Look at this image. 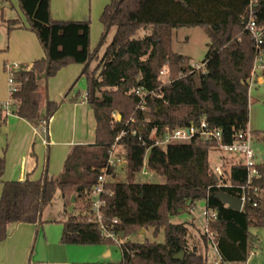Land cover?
<instances>
[{
  "label": "trees",
  "instance_id": "1",
  "mask_svg": "<svg viewBox=\"0 0 264 264\" xmlns=\"http://www.w3.org/2000/svg\"><path fill=\"white\" fill-rule=\"evenodd\" d=\"M28 26L43 48L44 56L29 68L14 74L16 88L11 91L12 113L37 122L42 106L47 129L61 102L49 99L46 82L60 69L83 64L86 101L96 120V142L77 144L67 156L63 170L51 176L45 170L37 180L3 182L0 196V239L6 238L8 225L39 222L44 208L52 204L58 190L65 201L74 195L82 199L97 183L116 137L125 128H137L148 140L151 132L163 135L167 129L199 124L203 116L209 126L219 130L223 143L233 142L248 129L249 78L257 55L255 39L245 29L248 0H111L100 21L103 32L94 49L90 47V20H56L50 12L51 0H18ZM257 23L264 27V0L257 3ZM8 29L23 26L19 19L7 21ZM203 26L210 36L203 61L204 69L195 70L188 58L172 48L173 31L179 27ZM146 30L144 36L140 30ZM264 52V36L261 42ZM166 68L169 81L161 79ZM45 81L43 84L41 81ZM75 85V83H74ZM66 92L67 98L73 86ZM152 91L146 109L139 108L137 88ZM117 114V118L113 114ZM136 118V123L127 125ZM259 139V132H252ZM264 140V138H263ZM125 149L126 178L109 182L112 195H105L103 215L126 238L140 229L165 230L160 244L159 264H209L207 236L203 231L202 249L190 243L189 222H173L174 217L191 213L204 200L217 212L210 226L224 262L245 264L255 242L250 229L264 227V163L254 181L261 194H251L241 211L232 210L215 197L219 190L239 196L236 187H216L209 162L216 140L196 136L189 141L171 142L165 147L141 143L125 135L118 141ZM147 153V168L165 177V183L137 182ZM227 158H223L227 166ZM5 159L0 157V179ZM234 186L246 182L245 166L238 162L226 170ZM71 201V199H70ZM256 203V205H254ZM66 206V204H65ZM62 221L64 244L88 245L113 243L104 239L98 226L65 208ZM202 230V229H200ZM122 262L142 264L154 249L127 240L121 247ZM146 252H148L146 254ZM183 252L182 259L176 257ZM152 264V263H148Z\"/></svg>",
  "mask_w": 264,
  "mask_h": 264
},
{
  "label": "crops",
  "instance_id": "2",
  "mask_svg": "<svg viewBox=\"0 0 264 264\" xmlns=\"http://www.w3.org/2000/svg\"><path fill=\"white\" fill-rule=\"evenodd\" d=\"M13 1L11 9L5 6L0 9V157L5 159L0 196L3 182L27 178L37 180L45 170L49 175L57 176L74 145L96 142V120L85 98V79L80 76L83 64H69L47 80L49 99L61 104L50 119L46 132L40 134L38 127L42 126L45 105L42 106L41 119L34 123L14 113L7 114L2 107L10 102L12 110V86L5 74L6 66L19 63L21 69L29 68L34 60L44 56L37 35L27 28L28 22L19 1ZM110 1L51 0L50 12L56 20L89 19L90 47L94 49L96 46L91 40L96 42L101 37L100 16ZM12 19H19L23 26L8 29L7 21ZM261 71H256L249 89L248 129L260 133L258 140L264 138V71ZM41 82L45 84V81ZM72 85L66 98L65 94ZM46 208L39 222L8 225L6 238L0 239V264H76L74 251L70 249L72 244L61 241L65 218L60 215L44 218ZM250 232L255 242L245 264H264V227H253ZM106 255H110V251Z\"/></svg>",
  "mask_w": 264,
  "mask_h": 264
},
{
  "label": "built area",
  "instance_id": "3",
  "mask_svg": "<svg viewBox=\"0 0 264 264\" xmlns=\"http://www.w3.org/2000/svg\"><path fill=\"white\" fill-rule=\"evenodd\" d=\"M257 3L258 0H248L247 7V17L245 29L252 35L256 42L257 55L253 62L251 77L249 78V89L253 84V77L257 70L264 71V52L261 49V42L264 36V27L259 26L257 23ZM9 72V82L11 84V91L16 88L14 82V74L21 69L19 63H11L6 66ZM204 69V64L194 68ZM167 72L164 68L160 71L163 75ZM137 93L140 95V105L139 108L146 109V100L152 91H146L143 86L137 88ZM7 114L12 113L10 102H6L2 105ZM131 123H136V118L132 117L127 125ZM43 126V132H46L45 121H41ZM131 135L137 137V139L143 143L147 144L148 141L151 142L152 146L165 147L171 142L175 141H189L192 138L199 136L203 140L212 141L216 140L218 143V148L230 152L232 155L227 158V166L220 167L216 166L213 170L214 176L218 178L216 187H236L239 190V197L242 200V209L245 203L250 198L251 194L260 195V189L254 185V181L260 176L259 162L257 161V155L253 147V133L249 129L238 134L237 138L231 143H223L221 132L219 130L213 129L209 126L206 117L203 116L199 122L190 123L187 126L176 127L174 129H167L163 135H157L155 131L151 132L148 140L139 132L137 128H125L115 139L114 144L111 147L109 157L105 167L102 168L101 174L98 176L97 183L91 188L90 192L85 197L86 206L81 210V215L86 219L87 222L94 223L98 226L101 235L104 239H110L114 243L118 244L120 248L124 245L125 238L121 231L116 229L119 224L117 218L113 219L110 223L106 222L103 215V207L105 206V195H112V191L107 187L109 182L118 180V171L125 167L126 156L125 149L119 145L118 141L125 135ZM150 148L146 150V156L144 158V165L142 172L144 174L149 173V169L146 166L147 153ZM242 163L247 171L246 182L242 185L234 186L227 180L226 170H230V167L234 163ZM256 205V203H254ZM198 206V205H196ZM195 206V207H196ZM194 207V208H195ZM202 207V215L204 217V224L202 226L203 233L206 234L209 248L211 249V259L208 261L209 264H232L224 262L216 242V233L212 230L210 224L217 219V212L212 209L207 200H204V206ZM193 208V209H194ZM119 264H128L121 262Z\"/></svg>",
  "mask_w": 264,
  "mask_h": 264
},
{
  "label": "rangeland",
  "instance_id": "4",
  "mask_svg": "<svg viewBox=\"0 0 264 264\" xmlns=\"http://www.w3.org/2000/svg\"><path fill=\"white\" fill-rule=\"evenodd\" d=\"M17 1V0H16ZM13 0H0V9L5 6L7 8H12ZM147 33L146 30L142 29L139 31V35L144 36ZM100 39L96 42L91 40V43H95L97 46ZM210 36L208 29L203 26H191V27H179L174 30L173 39H172V48L175 52L182 54L188 58L189 64L196 68L203 64V61L206 57V53L209 48ZM259 71V70H258ZM262 72V71H261ZM5 74L9 77V72L6 69ZM161 79L164 82L169 81V74L165 73L161 75ZM114 118H117V114H113ZM39 133H43L42 126H39ZM39 139V138H38ZM253 147L257 155L258 162H264V140L254 139ZM232 155L230 152H226L218 147L210 149L209 152V162L212 170H215L216 166L224 167L223 158ZM126 178V169L123 167L118 171V181H123ZM137 182H151V183H165L166 179L162 175H158L149 170L148 174H144L142 171L136 177ZM71 199V198H70ZM69 197L65 201L62 192L57 191L55 197L45 212L44 218L53 217V216H62L66 218L67 215H62L66 207L71 206V201ZM66 204V206H65ZM85 207L83 200L76 199L74 204V214L78 215L81 213V210ZM173 222H185L188 221L190 224V243H196L202 249L204 253V248L202 246L203 240L201 232L202 226L204 224V217L202 215V207L196 206L191 213H186L179 217H174ZM138 242L143 245L149 243L151 248L154 249L152 254L148 255L150 260H144L142 264H159L161 258L160 244L165 240V230L161 228L157 235L154 234V228L149 227L147 230L140 229L139 231L133 232L131 235L125 238V241ZM70 249H73V260L76 264H119L122 262L123 254L120 246L116 243H99V244H88V245H74L72 244ZM110 251V255L106 253ZM211 249H208L207 258L208 261L211 259Z\"/></svg>",
  "mask_w": 264,
  "mask_h": 264
},
{
  "label": "water",
  "instance_id": "5",
  "mask_svg": "<svg viewBox=\"0 0 264 264\" xmlns=\"http://www.w3.org/2000/svg\"><path fill=\"white\" fill-rule=\"evenodd\" d=\"M214 181H215V183L218 182V178L216 176H214ZM215 197H217L218 199H220L225 205H227V207L229 209L237 210V211H241L242 210V200L239 197H237V196L231 195V194L227 193L224 190H219L215 194ZM75 201H76V196L73 195L71 197V206L68 208V211L70 213H73L74 212V204H75ZM200 206H204V201H202L200 203ZM142 230H144V229H142ZM183 256H184V253L181 252L176 257L182 259Z\"/></svg>",
  "mask_w": 264,
  "mask_h": 264
}]
</instances>
